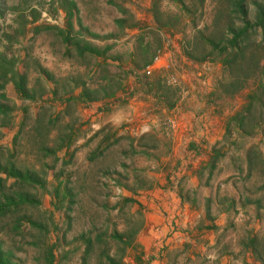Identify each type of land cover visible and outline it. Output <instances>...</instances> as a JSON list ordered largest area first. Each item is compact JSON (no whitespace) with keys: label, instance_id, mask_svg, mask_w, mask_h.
<instances>
[{"label":"rangeland","instance_id":"rangeland-1","mask_svg":"<svg viewBox=\"0 0 264 264\" xmlns=\"http://www.w3.org/2000/svg\"><path fill=\"white\" fill-rule=\"evenodd\" d=\"M64 1L0 0V54L14 61L16 71L26 72L27 91L32 96L22 99L9 76L3 78L0 72V167L10 169L11 163L17 172L29 177L9 188L15 179H5V172L0 170V178L5 179L0 204L3 195L15 192L33 201L0 215V244L13 264H46L48 250L54 256L52 264H81L87 240L91 241L87 264H108L107 257L111 256L122 261L124 245L112 235L126 233L131 240L140 223L135 202L126 203L120 192L122 187L128 191L139 185L135 174L130 181L129 173L124 172L115 174L116 178L97 176L93 170L106 167L107 155L96 160L92 170L82 164L84 151L75 155V138L90 132L89 120L75 114L79 103L72 97L76 93L95 99L105 95L106 83L110 91L113 88L119 94L125 93L122 90L130 79L133 84L146 86L157 77L165 86L176 88L171 79L177 76L179 57L177 65H170L163 56L150 75L144 70L158 49L176 44L196 59L194 63L219 67V94L230 96L233 102L250 100L247 125L255 121L264 124V0H243V12L240 0H101L115 12L122 11L125 26L135 21L149 28L151 21H156L183 36L177 43L151 38L142 49L139 47L129 69L130 56L115 49L111 55L126 61L114 69L106 63L105 53H99L97 74L90 76L88 69H75L69 70L67 77L60 76L64 71L56 61L49 77L41 73L45 62L42 40H56L57 33L46 29L45 23L57 20ZM101 1L96 4L98 8ZM93 7V0L83 1L82 14L89 16ZM37 27L43 29L35 33ZM233 41L238 44L236 48ZM156 71H162L161 76H154ZM259 248L264 250V237Z\"/></svg>","mask_w":264,"mask_h":264},{"label":"crops","instance_id":"crops-1","mask_svg":"<svg viewBox=\"0 0 264 264\" xmlns=\"http://www.w3.org/2000/svg\"><path fill=\"white\" fill-rule=\"evenodd\" d=\"M83 1H64L57 20L45 23L57 33L56 40H42V68L49 75L56 61L64 71L60 76L75 69L97 74L99 53H105L114 69L125 60L112 56L115 49L130 56L129 69L139 47L151 38L177 43L183 36L156 21L149 28L135 21L125 26L122 11L101 0L100 8L99 0H93L86 16ZM85 55L90 57L83 59ZM164 57L172 66L180 59L176 88L158 77L146 86L130 79L125 93L110 91L106 83L100 98L72 97L79 103L76 116L89 120V134L75 138V155L85 152L82 164L92 170L107 155L106 167L94 174L116 178L124 172L129 181L132 174L139 181L134 189L120 190L123 198L135 202L140 216L131 240L126 233L118 234L121 240L112 235L124 245L122 262L264 264L259 248L264 237V124L247 125L250 100L233 102L218 93L219 67L194 63L176 44ZM167 120L175 121L174 130Z\"/></svg>","mask_w":264,"mask_h":264},{"label":"trees","instance_id":"trees-1","mask_svg":"<svg viewBox=\"0 0 264 264\" xmlns=\"http://www.w3.org/2000/svg\"><path fill=\"white\" fill-rule=\"evenodd\" d=\"M243 3V0H240L239 6ZM241 11L243 12V9L240 6ZM33 18L36 19L37 18V14L34 13ZM54 28V27H53ZM42 28L37 27L35 29V33H38ZM49 29V28H48ZM54 30H56V28H54ZM237 42L233 41L232 47L236 48L237 46ZM226 49H224L223 51H225ZM184 55L191 60H196L194 59L191 54L189 52H185L183 51ZM241 53V52H239ZM205 57H203L202 59H198V60H203ZM14 65V61L12 60H8L6 59L5 56H3L2 54H0V72H1V76L3 78L8 77L9 76V81L11 82L14 90L16 91V93L22 98V99H32V96L28 93L27 91V76H26V72L24 70L22 71H16L13 68ZM41 73L45 74V76H49V73L46 70L41 69ZM2 114L7 116V112L2 111ZM15 139V138H14ZM12 156V155H11ZM10 165V169H2L0 167V170H3L5 173V179L6 178H14L15 182L9 186V188H13L17 181L19 182H26L28 180V176H23L21 175L19 172H17V170L14 169V165L9 163ZM4 178H0V189H2V187L4 186V182H5ZM40 185H42V183H40ZM4 194V193H3ZM2 203L0 204V215L3 216L5 214H7L12 208H17L20 206H23L27 203H32L33 201L30 200V198H28L26 195L24 194H18L17 192H15L14 194H8V195H3V199H2ZM126 203H130V202H134L131 199H125ZM115 238L121 240V236H114ZM91 245V241L87 240L86 243V247H85V256L88 253L89 247ZM52 248V247H51ZM50 248V249H51ZM84 256V258L82 259L81 264H87V260L86 257ZM54 260V256L52 254V252L50 250H48L46 252V256H45V262L46 264H52ZM107 261L108 264H124L122 261H117L114 257H107ZM0 264H13L12 261L10 260L9 255H7L6 253L3 252L2 249V245L0 244Z\"/></svg>","mask_w":264,"mask_h":264},{"label":"built area","instance_id":"built-area-1","mask_svg":"<svg viewBox=\"0 0 264 264\" xmlns=\"http://www.w3.org/2000/svg\"><path fill=\"white\" fill-rule=\"evenodd\" d=\"M164 56V52L161 49H158L152 59V61L145 66L144 70H145V74L146 75H150L154 70L157 69V66H159L162 62ZM171 82L173 85L178 84V80L176 78H172ZM166 124L169 126V128H171L172 130H174L176 128V123L173 120H167Z\"/></svg>","mask_w":264,"mask_h":264}]
</instances>
